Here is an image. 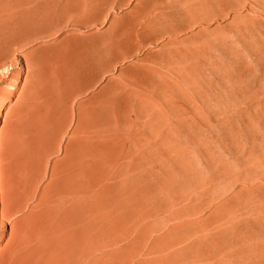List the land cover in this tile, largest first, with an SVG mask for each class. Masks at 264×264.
I'll list each match as a JSON object with an SVG mask.
<instances>
[{
	"label": "rangeland",
	"instance_id": "obj_1",
	"mask_svg": "<svg viewBox=\"0 0 264 264\" xmlns=\"http://www.w3.org/2000/svg\"><path fill=\"white\" fill-rule=\"evenodd\" d=\"M154 229L143 264H264V0H0V264Z\"/></svg>",
	"mask_w": 264,
	"mask_h": 264
},
{
	"label": "bare ground",
	"instance_id": "obj_2",
	"mask_svg": "<svg viewBox=\"0 0 264 264\" xmlns=\"http://www.w3.org/2000/svg\"><path fill=\"white\" fill-rule=\"evenodd\" d=\"M241 178L244 176H238V179ZM199 213L201 215L197 219L209 214L196 208L194 214ZM173 216L185 215L174 213ZM174 229L170 227L167 232L171 233ZM216 230L217 226L202 227L197 232L190 233L187 242L182 240L184 243L181 245L187 247L196 239L211 235ZM155 231L159 229L148 232H87L70 241H52V244L30 236L28 246H24V264H143L152 248L167 235V232L157 234Z\"/></svg>",
	"mask_w": 264,
	"mask_h": 264
}]
</instances>
